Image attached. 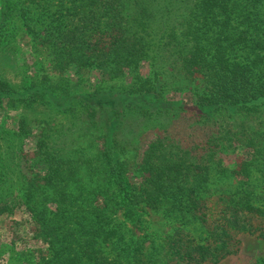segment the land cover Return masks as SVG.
I'll return each instance as SVG.
<instances>
[{
    "label": "trees",
    "instance_id": "1",
    "mask_svg": "<svg viewBox=\"0 0 264 264\" xmlns=\"http://www.w3.org/2000/svg\"><path fill=\"white\" fill-rule=\"evenodd\" d=\"M40 1L28 29L45 63L19 84L0 74V107L21 114L0 134V217L27 215L40 264H219L241 236L264 240V0ZM94 70L101 82L83 85ZM184 113L191 141L171 134ZM148 209L177 225L161 251L113 220L141 233Z\"/></svg>",
    "mask_w": 264,
    "mask_h": 264
},
{
    "label": "rangeland",
    "instance_id": "2",
    "mask_svg": "<svg viewBox=\"0 0 264 264\" xmlns=\"http://www.w3.org/2000/svg\"><path fill=\"white\" fill-rule=\"evenodd\" d=\"M2 1L0 0V19ZM9 2L13 5L14 11L5 19L4 26H8V31L3 35L0 34V74L13 83L19 84L23 80V72H28L29 76H32V73L38 72L41 64L45 63L34 52L33 33L29 31L28 24H32L39 16L40 20L46 17L48 14L47 9L49 8L47 5L41 7L40 0H9ZM183 3L182 0H155L152 5L156 11H161L166 7L182 6L184 5ZM49 7L51 8V6ZM161 15V13L158 14V16ZM5 37L7 40L4 39ZM3 40L6 42L5 45L2 42ZM6 57L11 58L12 62H4L3 58ZM70 75L72 74L70 73ZM85 80L87 82L83 85L89 87L98 85L102 78L99 72L94 70ZM165 94H169L171 99L182 100L185 106L190 105L188 103L190 96L187 91L182 94L167 91ZM184 114L171 129V134L177 136L179 139L183 138L191 141L192 135H195L192 128L193 125H191L193 119L189 115ZM20 117V111H14L7 106L0 107V134L4 133L2 132L3 130H16ZM227 123L233 125L234 120H228ZM34 131V134L27 137L23 142L26 151L35 148V138L38 130L34 129ZM208 133V129L206 131L199 129L197 130L196 137L205 140ZM153 139L154 134L151 132L147 133L143 139L142 146H148ZM234 147L228 153L221 155L224 164L232 169L239 166L243 160L241 151ZM215 182L232 181L220 179ZM12 212L14 213L13 218L0 217V264H40L41 258L44 257V255L38 256V251L41 250V243L35 237V234L30 231L27 215H24L21 209L17 207ZM113 220L114 223L122 225L128 237L135 236L136 238H141L145 252L153 250V246L161 251V246L164 244L163 240L171 233H174L177 227L176 223L169 219L167 213L163 210H147L145 215V230L141 233L134 230L131 227V223L125 221L122 213L114 216ZM239 239L241 244L238 253L227 257L219 264H264V240L248 235L241 236Z\"/></svg>",
    "mask_w": 264,
    "mask_h": 264
}]
</instances>
